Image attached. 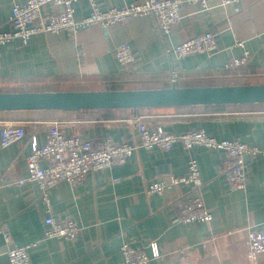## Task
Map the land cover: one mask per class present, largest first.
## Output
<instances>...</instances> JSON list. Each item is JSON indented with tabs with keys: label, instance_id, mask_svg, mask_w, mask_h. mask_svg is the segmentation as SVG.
Instances as JSON below:
<instances>
[{
	"label": "crops",
	"instance_id": "0c3cea01",
	"mask_svg": "<svg viewBox=\"0 0 264 264\" xmlns=\"http://www.w3.org/2000/svg\"><path fill=\"white\" fill-rule=\"evenodd\" d=\"M22 1L0 0V30L9 28L12 6ZM94 1L106 9L141 0ZM89 11L88 0L74 3L76 18ZM181 15L163 37L151 17L135 16L106 28H82L74 35L38 33L26 45L18 40L0 45V92L103 89L110 83L146 88L264 80V0L227 5L210 0L207 9L185 4ZM203 31L214 35L213 54L177 57L172 51L180 41ZM120 43L131 48L134 62L129 70L113 55ZM244 51L248 52L244 65L224 67ZM172 72L178 76L174 83L169 80ZM135 115L176 134L202 128L217 139L264 147V103L142 108L135 113L132 109L0 111V127L21 123L26 130L21 141L0 147V227L6 226L9 232L8 240L0 233V264H9L6 250L10 246L26 243H33L31 264H118L122 242L141 246L151 239L158 242L162 264H177L174 251L184 245L194 246L200 264H264V255L248 260L245 244L247 228L259 227L264 219L263 156L247 159L245 189L231 190L219 170L224 154L203 146L191 149L203 182L202 197L213 215L208 224L175 220L179 196L187 191L183 185L163 194L144 193L152 180L185 173L188 154L180 142L168 150L138 148L124 163L88 172L81 185L60 182L50 190L49 205L35 182L17 183L27 175L25 157L31 151V136L43 144L52 121L58 120L65 134L85 136L94 143L107 138L132 143L138 141ZM47 214L73 219L80 227L77 238H44ZM209 236L215 238L204 249L200 243ZM206 252L220 260L205 257Z\"/></svg>",
	"mask_w": 264,
	"mask_h": 264
},
{
	"label": "built area",
	"instance_id": "2783aa9c",
	"mask_svg": "<svg viewBox=\"0 0 264 264\" xmlns=\"http://www.w3.org/2000/svg\"><path fill=\"white\" fill-rule=\"evenodd\" d=\"M76 1L24 0L13 4L7 19L9 28L0 30V45L10 44L14 40L26 45L30 37L38 33L65 31L74 35L82 28L94 25L106 28L109 24L123 23L135 16L151 17L159 34L163 37L180 22L183 5L199 4L202 9H207L210 0H141L106 9H100L94 0H88L90 11L81 18L74 16ZM214 1L220 5H227L240 0ZM215 50L214 35L209 31L184 39L172 48L177 57L195 53L213 54ZM113 55L123 69L129 70L133 66L134 58L129 44L116 45ZM247 57L248 52L244 51L242 56L233 57L227 61L224 67L229 70L236 69L247 62ZM177 78L176 73L172 72L169 80L174 83ZM134 124L137 129V142H114L107 138L103 142L94 143L85 136L65 134L59 121H52L47 127L46 140L43 144L38 145L35 136H31V151L25 157L27 175L19 179L17 183L35 182L40 188L41 198L49 205L50 190L60 182L81 185L88 172L124 163L138 148L168 150L175 143L180 142L188 154L185 173L168 174L163 178L152 180L145 185L144 193L146 195L163 194L168 189L183 185L187 187V191L179 196L180 202L175 220L183 223L208 224L213 219V215L204 203L200 169L197 159L191 155V149L195 146H203L224 154L219 170L225 176L231 190L245 189L248 182L247 159L264 157V147L259 148L237 139H217L207 134L202 128L176 134L165 130L160 123L142 122L136 115ZM25 135L26 130L23 124H3L0 127V147L4 148L19 142ZM43 222L45 224L44 238L75 240L80 230L79 225L70 218L58 219L47 214ZM0 233L5 240L9 239L6 226L0 227ZM214 238V236L206 237L200 245L205 249ZM245 244L248 260L264 255V219L259 227L247 228ZM32 245L33 243H26L10 246L6 250L9 264H31L29 249ZM193 248L192 245H184L175 249L174 252L179 257L177 264H200L201 258L195 254ZM120 253L121 258L118 264H162L160 262L162 253L156 239H151L141 246H133L124 241L120 246ZM204 256L219 259L212 253L206 252Z\"/></svg>",
	"mask_w": 264,
	"mask_h": 264
},
{
	"label": "water",
	"instance_id": "95a60500",
	"mask_svg": "<svg viewBox=\"0 0 264 264\" xmlns=\"http://www.w3.org/2000/svg\"><path fill=\"white\" fill-rule=\"evenodd\" d=\"M264 103V82L199 86L0 92V111L137 109Z\"/></svg>",
	"mask_w": 264,
	"mask_h": 264
},
{
	"label": "trees",
	"instance_id": "16d2710c",
	"mask_svg": "<svg viewBox=\"0 0 264 264\" xmlns=\"http://www.w3.org/2000/svg\"><path fill=\"white\" fill-rule=\"evenodd\" d=\"M247 82H250V81H247ZM235 84H237V83H235ZM119 88H139V87H137V86L136 87H129L126 84L123 85V84H120V83L119 84L110 83V84H107L106 87H104L103 89H119ZM67 90H73V89H67ZM177 107H182V106H177ZM153 108L162 109V110H168V109H171V108H174V107L172 106V107H153Z\"/></svg>",
	"mask_w": 264,
	"mask_h": 264
},
{
	"label": "rangeland",
	"instance_id": "374dc122",
	"mask_svg": "<svg viewBox=\"0 0 264 264\" xmlns=\"http://www.w3.org/2000/svg\"><path fill=\"white\" fill-rule=\"evenodd\" d=\"M234 82V84L235 83H262V82H264V80H259V79H253V82H247V81H233Z\"/></svg>",
	"mask_w": 264,
	"mask_h": 264
}]
</instances>
